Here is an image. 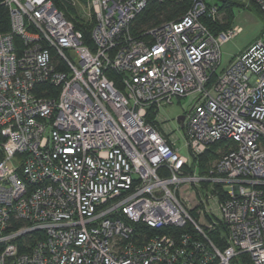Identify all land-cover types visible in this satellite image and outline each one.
Returning <instances> with one entry per match:
<instances>
[{
	"label": "built area",
	"instance_id": "2783aa9c",
	"mask_svg": "<svg viewBox=\"0 0 264 264\" xmlns=\"http://www.w3.org/2000/svg\"><path fill=\"white\" fill-rule=\"evenodd\" d=\"M150 1L4 0L0 264H264V40L221 70L241 27L213 32L202 21L223 14L192 0L180 20L134 37ZM237 1L264 18V0ZM182 99L189 157L160 114ZM218 142L228 150L199 174L192 158ZM187 187L213 188L196 205L204 226ZM141 224L159 232L138 240Z\"/></svg>",
	"mask_w": 264,
	"mask_h": 264
},
{
	"label": "trees",
	"instance_id": "16d2710c",
	"mask_svg": "<svg viewBox=\"0 0 264 264\" xmlns=\"http://www.w3.org/2000/svg\"><path fill=\"white\" fill-rule=\"evenodd\" d=\"M215 5L218 7L219 11L223 14L221 22H211V20L204 19L202 22L207 25L213 32L227 30L234 25L236 18V11L240 8H245L241 1L237 0H215ZM58 2V1H56ZM209 4V3H208ZM62 9H67V7L61 6ZM192 5V0H151L146 8L136 17L132 23L131 33L134 37H143L144 33L147 31L159 27L164 23L177 21L181 19L190 6ZM259 12V10L256 8ZM71 12H74L73 9H70ZM69 15V10L67 11ZM77 28L83 32L84 39L88 43L90 41V32L92 25L85 24L83 22H76ZM11 32V18L9 9L5 6L4 0H0V34H8ZM17 44H20V40L16 39ZM43 89H49L50 87L44 86ZM154 113H151L150 117H153ZM222 151L220 154L219 151ZM228 150V147H225L224 142H218L215 145L211 146L208 151L200 156L199 158H192L193 169L197 168L199 174L204 175L208 173L209 167L213 162L219 160L222 155ZM213 161V162H212ZM14 222V221H13ZM12 222V223H13ZM21 222H15V225L18 226ZM159 232L156 229L149 228L145 225H138L136 229V236L139 239L148 238L150 235ZM209 237L213 239L220 247L224 246L220 235V231L216 232H207ZM32 243V239L29 240ZM241 264H254L251 257L248 255H242L240 257Z\"/></svg>",
	"mask_w": 264,
	"mask_h": 264
},
{
	"label": "rangeland",
	"instance_id": "374dc122",
	"mask_svg": "<svg viewBox=\"0 0 264 264\" xmlns=\"http://www.w3.org/2000/svg\"><path fill=\"white\" fill-rule=\"evenodd\" d=\"M209 4H215V0H206ZM245 8H240L236 11V18L234 25L237 27L242 28V32L238 34L233 40L228 42L222 47V67L223 70L225 67L228 66L230 61L240 54L246 47L249 46L252 42L258 39L264 40V18L261 15L260 11L258 12L256 8L258 7L254 3L244 4L242 3ZM78 12L80 16L84 19H87V10L85 6H80L78 8ZM79 21L82 22V19L79 17ZM91 23V21L86 22ZM189 100L182 99L176 100L173 105L167 106L163 108L160 112L161 116L163 117V121H166L168 125L171 126L172 130L176 132L178 137L177 146L181 151V154L184 156L189 157V153L186 150V137L184 135V131L181 126L178 124V117L185 115L187 111L190 110ZM220 154V153H218ZM213 162V161H212ZM191 163V160H190ZM215 162L212 163V165ZM187 194L182 196L183 201L187 208L192 214V216L198 221H202L203 226L206 225L204 215L199 214L197 202L199 199V195L204 194L203 192L212 193L213 188H203L198 189L195 187L188 188ZM194 205V206H193ZM196 207V208H195ZM203 207L200 208V210ZM204 220H202V218ZM205 229V227H204ZM206 230V229H205Z\"/></svg>",
	"mask_w": 264,
	"mask_h": 264
},
{
	"label": "water",
	"instance_id": "95a60500",
	"mask_svg": "<svg viewBox=\"0 0 264 264\" xmlns=\"http://www.w3.org/2000/svg\"><path fill=\"white\" fill-rule=\"evenodd\" d=\"M185 117L184 116H180L178 117L177 121H178V124H182V122L184 121Z\"/></svg>",
	"mask_w": 264,
	"mask_h": 264
},
{
	"label": "bare ground",
	"instance_id": "6f19581e",
	"mask_svg": "<svg viewBox=\"0 0 264 264\" xmlns=\"http://www.w3.org/2000/svg\"><path fill=\"white\" fill-rule=\"evenodd\" d=\"M180 20V19H179ZM178 21V20H177Z\"/></svg>",
	"mask_w": 264,
	"mask_h": 264
}]
</instances>
